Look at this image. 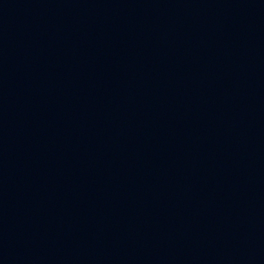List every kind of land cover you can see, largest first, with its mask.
<instances>
[{"label":"water","instance_id":"obj_1","mask_svg":"<svg viewBox=\"0 0 264 264\" xmlns=\"http://www.w3.org/2000/svg\"><path fill=\"white\" fill-rule=\"evenodd\" d=\"M0 264H264V0H0Z\"/></svg>","mask_w":264,"mask_h":264}]
</instances>
